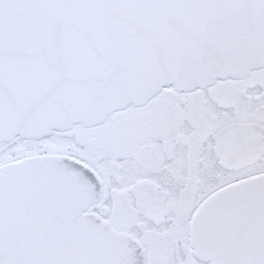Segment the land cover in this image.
I'll use <instances>...</instances> for the list:
<instances>
[{
	"label": "snow or ice",
	"instance_id": "snow-or-ice-1",
	"mask_svg": "<svg viewBox=\"0 0 264 264\" xmlns=\"http://www.w3.org/2000/svg\"><path fill=\"white\" fill-rule=\"evenodd\" d=\"M0 264H264V0H0Z\"/></svg>",
	"mask_w": 264,
	"mask_h": 264
}]
</instances>
